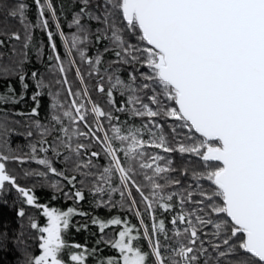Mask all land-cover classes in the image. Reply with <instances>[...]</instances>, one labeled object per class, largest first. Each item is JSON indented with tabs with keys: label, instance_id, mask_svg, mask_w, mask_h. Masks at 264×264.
Returning a JSON list of instances; mask_svg holds the SVG:
<instances>
[{
	"label": "snow or ice",
	"instance_id": "obj_1",
	"mask_svg": "<svg viewBox=\"0 0 264 264\" xmlns=\"http://www.w3.org/2000/svg\"><path fill=\"white\" fill-rule=\"evenodd\" d=\"M74 2L80 7L68 21L67 27L75 29L70 34L58 15L64 8H57L54 0H32L34 23L28 16L31 5L27 0H15L10 7L0 5L20 25L16 30L6 22L0 27V49L10 45L8 62H0V105L24 99L23 92L16 95L9 78L18 77L22 88H29L24 64L35 47L37 29L46 34L51 52L47 58L54 61L49 71L59 73L54 83L60 86L54 91L53 81H46L38 71L30 73L37 90L31 97L35 107L29 115H39L38 97L44 89L52 102L48 123L33 120L26 132L34 138L28 152L11 147L7 116L0 118V193L10 185L27 206L40 209L46 218L40 225L24 207L17 212L36 232L32 239L39 254L28 252L22 227L12 231L2 224L0 250L9 242L22 247V264H86L95 252L66 240L71 218L89 213L77 207L61 210L38 203L34 186H21L8 167L34 161L46 171L26 170L24 175L61 177L71 186L69 191H63L59 181L50 186L63 192L65 199L79 205L86 198V189L95 197L94 207L111 210L119 206L139 220L137 228L119 215L91 218L101 233L122 226L116 237L105 241L118 250L119 258L109 257L100 264H264V0ZM93 21L97 24L94 31ZM57 36L64 45L63 58ZM93 36L97 45L107 41L94 57L88 55ZM131 36H135V44ZM74 53L89 66L88 76L97 77L96 91L106 95L116 112L146 122L139 127L113 123L120 117L92 99ZM106 53L114 56L111 62L105 61ZM37 54L42 55V47ZM3 56L0 51V61ZM105 63L108 67L101 74ZM122 65L132 66L127 81L118 75ZM140 67L148 71L140 72ZM72 68L80 88L69 79ZM114 90L127 97L118 107ZM157 118L175 122L171 138ZM97 147L99 151L94 150ZM147 148L188 154L198 157L200 163L177 169L170 158ZM101 153L107 160L104 166L97 162ZM60 157L66 171L53 166V158ZM177 171L183 176L190 173L195 187L189 184L183 191H167L181 186L180 179L168 175ZM201 180L214 187L206 190ZM116 193L118 201L113 199ZM158 212L172 213L171 229ZM87 226L80 225L77 231ZM209 226L213 231H205ZM141 239L147 240L149 251L143 250Z\"/></svg>",
	"mask_w": 264,
	"mask_h": 264
},
{
	"label": "trees",
	"instance_id": "obj_2",
	"mask_svg": "<svg viewBox=\"0 0 264 264\" xmlns=\"http://www.w3.org/2000/svg\"><path fill=\"white\" fill-rule=\"evenodd\" d=\"M0 2L2 5L10 7L12 4L15 3V0H0ZM27 2L31 5L28 16L34 23L35 15H36L35 5L32 4V0H27ZM66 2L69 5L68 11H66L67 12L66 15H63L64 18L59 12L58 15H60L61 17V23L65 32L70 34L71 32L75 31V29H69L67 27L68 21L71 20L72 14L79 10L80 5L79 3H75L74 0H66ZM54 4L57 7L58 0H54ZM5 22L11 26L12 30L13 29L16 30L20 28L18 21L16 19L8 17L6 9H1L0 27H3ZM90 23L94 31L95 28L97 27V24L94 21ZM33 38H34V42L36 43V48L35 49L32 48L29 51L28 60L24 64V71L27 73L26 82L29 84V88L27 90H24L18 80V77L9 78L11 82V86L16 90V95L19 96L23 92L24 99L18 104L0 105V109H2V111H0V118L7 116L8 128L10 130L8 134L9 143L13 149L19 148L21 153L29 151L28 145L30 141L34 139L26 136V132L29 130L32 121L39 120L41 123L47 124L51 114L52 97L48 94V89H44L43 94L40 97H38L40 101V107L38 109L39 115L36 117H32L29 115L31 113V109L35 107V102L31 99V97L32 94L37 90L35 87V81H33L30 76L31 71H38V73L42 74L45 77L46 81H53V79L59 78V73L53 75L49 71V66L52 63H54V61H49L47 58L51 54V52L48 47L46 34L40 31L39 29H37L33 33ZM129 39L134 44L137 42L135 36H131L129 37ZM92 40L93 43L89 45L88 55L94 57L98 49L100 51H103V47L107 43V41H103L99 45H97L95 43L94 36L92 37ZM56 42L58 46V51L63 58L65 55L63 42L60 41L58 36L56 37ZM17 47L19 48L20 45L17 44ZM41 47H42V55H38L37 48H41ZM0 51L4 53L3 59L0 62L7 63L8 56L10 55V45H6V47L4 49H0ZM73 58L76 60L77 64L81 68L82 73L85 76V80L90 89V95L92 99L97 103H99L101 106H103L105 109L111 108L113 115L120 117L119 121H113V123L121 126L126 123L127 125H135L136 127H139L141 126L142 123L146 122V119L142 120L139 117H130L127 113L116 112L115 108H112V106L108 104L106 95L96 91L95 85L97 83V77L88 76V71L90 70L89 66L86 63H81L79 56L76 55L75 53ZM113 59L114 56L112 55V53L105 54V61L111 62V60ZM107 67H108V63H105L101 68V74H104V68ZM131 71H132V66L122 65L119 67L118 75L123 80L127 81L129 73ZM139 71L146 72L148 71V69L145 67H140ZM68 76L69 79L74 82V87L76 88L82 87L79 84V81L75 77L74 68H72L69 71ZM105 86L107 88V81L105 82ZM0 89H3V85H0ZM53 90L54 91L58 90V88L57 89L54 88ZM114 98L117 101V107L123 104L127 99L126 96L121 97L118 90H114ZM157 123L163 126L165 135L171 138V128L175 122L171 119L157 118ZM105 126L107 127L106 121H105ZM154 131L156 130L154 129ZM196 136L198 137L199 134H196ZM148 138H149L148 135L145 134L144 139H148ZM94 150L99 151L100 149L99 147H97ZM146 151L150 153L159 152L160 155L170 158L173 161V167L177 169H180L185 166L191 168L192 166L198 165V163H200L198 157H193L188 154L181 156L179 153H164L159 149H154V148H147ZM48 155L51 158V153H49ZM93 159L95 160L96 158ZM97 162L100 163L102 166L107 164V160L103 158V153H101V158ZM160 163L163 164V161H161ZM18 165L23 166L22 169L25 168V170L27 171H32V170L46 171L43 168V166L36 164L34 161L32 163L27 162L25 164H18ZM53 166L57 167L59 170L66 171V165L64 164L62 157L53 158ZM14 170L21 171V167L14 166ZM66 174H71V173L66 172ZM168 175L180 179L181 186H174L172 188L167 189V191H183V188H186L189 184H192L193 187H195V182L192 180L190 173L187 176H183L180 174L179 171H177V172L169 173ZM79 178L80 177L78 176V179ZM57 181H59V183L63 187V191L70 190L71 186L68 185L66 181H64L61 177L54 176L51 173H48L46 177H39V176L26 177L19 173V177L17 180V182L21 186H24L26 188H33L34 186L33 194L37 197L38 203L57 207L61 210H66L68 207H77L78 211H84L89 213L88 216H80V215L73 216L71 218V226L67 230V235H66V240L69 241L70 243H79L85 246L89 250L95 249V252L88 257L86 264H100V261L106 260L109 257L119 258L120 254L118 250L112 248L110 244L106 243L105 241L109 240L110 238L116 237L118 231L122 228V226H112L106 229L105 233H101L98 229V225H93L91 223V218L95 216V217H101L107 219L110 216L119 215L122 219L129 220L131 224L136 225L137 228H140L139 220L132 214V212H129L126 209L122 210L119 208V206L111 210H109L108 208L94 207L93 201L95 197L92 194H90L86 189H85V197H86L85 200L79 202V205H76L74 200L65 199L63 192L56 191L50 186L51 183ZM161 183H163V181H161ZM200 184L206 190H210L211 188L214 187L207 180H201ZM77 187H79L78 184ZM134 195H136L137 199H139L138 194L134 192ZM53 196H55L56 198L53 199L52 198ZM113 199L118 201L120 199L119 194L118 193L113 194ZM216 202L219 203L220 201L217 200ZM21 207L25 208V211L28 215L35 217L40 225H44L46 223V218L42 217V211L40 209H37L32 206H27L26 203L24 202V198L21 197L14 188L6 184L5 191L3 193H0V224H2L4 228H9L10 226V229L12 231H18L19 228L22 227L25 232V238L28 241V245H29L28 252L34 255L39 254L38 248L35 247V240L32 239V237L36 236V232L28 228L27 220L21 221V219L17 216V212ZM188 207L192 208L194 206L189 205ZM141 210H142V206H141ZM178 210L179 209L177 208L175 211ZM171 215L172 213L158 212L159 218L165 219L166 227H168L169 229H171L172 227L170 224ZM146 222L149 225H151L152 223V221L147 220V218H146ZM84 224L88 225L87 228H80V230L77 231V227ZM140 231L142 234V228L140 229ZM205 231L211 232L213 231V229L211 228V226H209L207 229H205ZM171 234H172L171 231H169V235ZM10 235H11V231H10ZM161 239L163 238L161 237ZM139 243L144 251H149L147 240L141 239ZM65 254H67V250ZM23 260H24L23 248L14 247L11 242L7 244L6 248L0 250V264H22Z\"/></svg>",
	"mask_w": 264,
	"mask_h": 264
},
{
	"label": "rangeland",
	"instance_id": "obj_3",
	"mask_svg": "<svg viewBox=\"0 0 264 264\" xmlns=\"http://www.w3.org/2000/svg\"><path fill=\"white\" fill-rule=\"evenodd\" d=\"M0 5H2L1 2H0ZM61 5H62L63 8H64L63 13H61V15L63 16V15H66V13H67L66 11H68V6H69V5H68V3L66 2V0H58L57 8H60ZM66 6H67V7H66ZM0 10H1V9H0ZM8 17H9V16H8ZM63 18H64V16H63ZM13 30H14V29H13ZM33 48H34V49L36 48V43H35V47H33ZM2 63H3V62H2ZM54 80H55V79H53V85H52V87H53V89H54V88H56V89L58 88V90H59V89H60V86H59V85H56V84L54 83ZM122 126H123V125H122ZM28 162H31V163H32L33 161H28ZM14 166L21 167V171H22V173H21V171L14 170ZM22 167H23V166L18 165V163H10V164H9V168H10V169H13V170H14V173L17 174L18 177H19V173L22 174V175H24V172L26 171L25 168L22 169ZM24 176H25V175H24Z\"/></svg>",
	"mask_w": 264,
	"mask_h": 264
}]
</instances>
